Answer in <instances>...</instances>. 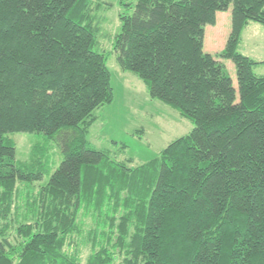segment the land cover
<instances>
[{"label":"trees","instance_id":"trees-1","mask_svg":"<svg viewBox=\"0 0 264 264\" xmlns=\"http://www.w3.org/2000/svg\"><path fill=\"white\" fill-rule=\"evenodd\" d=\"M120 3L117 65L193 128L136 166L91 147L113 100L91 0H0V264H264V76L237 50L249 21L264 25V0ZM229 6L213 56L204 25ZM15 131L57 134L62 159L37 191L17 183L48 166L15 159Z\"/></svg>","mask_w":264,"mask_h":264},{"label":"rangeland","instance_id":"rangeland-1","mask_svg":"<svg viewBox=\"0 0 264 264\" xmlns=\"http://www.w3.org/2000/svg\"><path fill=\"white\" fill-rule=\"evenodd\" d=\"M120 1L91 0L92 13L99 25L96 44L92 49L110 53L106 64L111 74L113 100L96 109L97 118L89 127L87 140L91 147L107 152L110 159L136 166L158 155L173 139L187 134L193 128V123L166 103L151 98L143 80L117 65L111 53V41L119 27L118 14L124 10ZM122 1L133 4L135 0ZM229 30L230 6L225 11L216 12L214 24L204 25L203 50L216 56L224 47ZM237 50L253 60L262 61L254 65L253 72L264 76V25L249 21L241 31ZM218 59L224 64L232 85L237 88L233 62ZM7 137L13 141L17 161H29L33 157L46 162L47 172L40 180L30 185L17 183L19 189L33 187L37 191L48 181L62 159L57 134L47 138L40 132L15 131L8 133ZM86 220L90 221L89 218ZM81 250L84 262L89 250L86 247ZM119 261L120 258H116L115 264Z\"/></svg>","mask_w":264,"mask_h":264},{"label":"bare ground","instance_id":"bare-ground-1","mask_svg":"<svg viewBox=\"0 0 264 264\" xmlns=\"http://www.w3.org/2000/svg\"><path fill=\"white\" fill-rule=\"evenodd\" d=\"M112 171H113V170H112ZM112 171H111V172H112ZM122 176H123V175H122Z\"/></svg>","mask_w":264,"mask_h":264}]
</instances>
